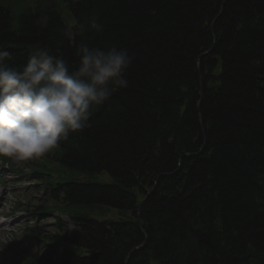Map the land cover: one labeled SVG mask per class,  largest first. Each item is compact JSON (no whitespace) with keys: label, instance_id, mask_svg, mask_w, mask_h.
I'll return each instance as SVG.
<instances>
[{"label":"trees","instance_id":"1","mask_svg":"<svg viewBox=\"0 0 264 264\" xmlns=\"http://www.w3.org/2000/svg\"><path fill=\"white\" fill-rule=\"evenodd\" d=\"M31 1L0 0L10 63L46 46L74 67L65 31L92 15L103 32L86 42L134 59L128 87L44 160L109 181L53 191L74 229L6 264H264V0Z\"/></svg>","mask_w":264,"mask_h":264},{"label":"clouds","instance_id":"2","mask_svg":"<svg viewBox=\"0 0 264 264\" xmlns=\"http://www.w3.org/2000/svg\"><path fill=\"white\" fill-rule=\"evenodd\" d=\"M50 17L36 24L46 28ZM103 32L98 17L75 19L65 36L75 48L74 67L62 52L34 46L20 66L0 46V162L38 161L83 133L91 117L115 93L128 87L134 57L116 45L91 46L86 34ZM76 38H79L77 41Z\"/></svg>","mask_w":264,"mask_h":264},{"label":"rangeland","instance_id":"3","mask_svg":"<svg viewBox=\"0 0 264 264\" xmlns=\"http://www.w3.org/2000/svg\"><path fill=\"white\" fill-rule=\"evenodd\" d=\"M5 170V168H4ZM9 175V173H6V176ZM86 181H104L107 182L109 181V176L106 172H101L95 175H89L86 174L84 175V179ZM15 180H7L1 183V187L7 191H9V195L14 196L16 194V192L18 191H22L19 188H15L12 186V184L16 183L14 182ZM21 181L22 179H20L18 181V185H21ZM17 185V184H16ZM29 187L31 185H28ZM36 201L34 202V205L39 204V203H43L42 197L43 194L41 193V186H37L36 188ZM28 194H33L35 196V192L31 191L29 188L27 189ZM3 198H4V205H3V209H7V205L9 206V204H11L12 199L11 197L8 198V195L6 193L3 194ZM24 216L25 214L23 213L20 217V219L18 221H14L15 223L11 224V226H9L8 230H4V232H0V264H2V260H3V247L8 243L10 237H13L11 239H15L16 242L20 241L22 238V227L24 226ZM12 217V216H11ZM63 219V218H62ZM54 220V216L53 215H47V216H40L37 218V220L34 222V224H37L38 226H40L41 229V233L43 234H50L53 232H56L58 227L54 224L55 220ZM26 222H30V220L27 218ZM71 229V228H70ZM56 230V231H55ZM62 233V232H61ZM10 234L14 235V236H10ZM40 247L39 244H37L34 248H32V252L36 251V249H38ZM36 248V249H35Z\"/></svg>","mask_w":264,"mask_h":264},{"label":"bare ground","instance_id":"4","mask_svg":"<svg viewBox=\"0 0 264 264\" xmlns=\"http://www.w3.org/2000/svg\"><path fill=\"white\" fill-rule=\"evenodd\" d=\"M76 3H77V2L71 1V2L69 3V6H70V7H74V6L76 5ZM62 21H63V20H62ZM62 23H63V22H62ZM44 196H45V197H50L51 194H50V193H45ZM141 204H142V201H141V203H140L139 206H141ZM138 212H139V211H138ZM109 215H111V214H109ZM136 222H137L139 228H141V230L143 231V234L145 235V232H144V230L142 229V225H140V220H139V216H138V215H137V217H136ZM128 256H129V255L126 256V259L128 258Z\"/></svg>","mask_w":264,"mask_h":264},{"label":"water","instance_id":"5","mask_svg":"<svg viewBox=\"0 0 264 264\" xmlns=\"http://www.w3.org/2000/svg\"><path fill=\"white\" fill-rule=\"evenodd\" d=\"M143 201V200H142ZM144 244V243H143ZM143 244L142 245H140V246H138V247H136V248H134V249H137V248H140V247H142L143 246Z\"/></svg>","mask_w":264,"mask_h":264}]
</instances>
